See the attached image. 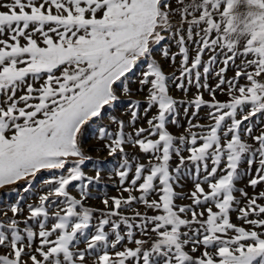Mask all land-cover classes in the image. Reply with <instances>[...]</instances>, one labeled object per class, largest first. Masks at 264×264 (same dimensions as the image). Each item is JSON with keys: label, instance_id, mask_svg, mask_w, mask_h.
<instances>
[{"label": "snow or ice", "instance_id": "snow-or-ice-1", "mask_svg": "<svg viewBox=\"0 0 264 264\" xmlns=\"http://www.w3.org/2000/svg\"><path fill=\"white\" fill-rule=\"evenodd\" d=\"M0 194V264H264V0H0Z\"/></svg>", "mask_w": 264, "mask_h": 264}, {"label": "rangeland", "instance_id": "rangeland-1", "mask_svg": "<svg viewBox=\"0 0 264 264\" xmlns=\"http://www.w3.org/2000/svg\"><path fill=\"white\" fill-rule=\"evenodd\" d=\"M228 75L229 76L233 75L232 71H229ZM193 91H194V89H193ZM173 94L176 95V96H180L181 95V93L176 92L175 90L173 91ZM205 98H207V96H205ZM219 98L220 99H224L223 96H220ZM116 114H119V113H116ZM87 147L89 149L97 147V142H96L94 136H92L91 134L88 136ZM90 154L93 156L94 159H99L101 161L109 160V158L107 157L106 152L92 151ZM113 167H114V162L113 163H109L104 168V171L101 172V176L103 178V186L100 189L94 190V195H100L102 191H106L109 195H115V191L113 190V186H112V181L108 179L109 171ZM85 171L88 173V175H95V172L92 170V163L91 162H89V164L85 168ZM47 175H48V173H42L40 176L37 177V180H36L35 185H34L37 189H39V187H40V180L42 178L46 177ZM22 186L23 185H21V187ZM240 186H243V184H241ZM249 192L251 193V189H249ZM0 195H2V194H0ZM23 195L26 198L28 197L27 193H24ZM15 199H16L15 194H12L11 196H4L3 197L4 203H7L9 200H15ZM184 202L186 203L187 201H184ZM92 203H93V205L95 207H101L102 206L96 200L92 201ZM81 246H83V245H81Z\"/></svg>", "mask_w": 264, "mask_h": 264}]
</instances>
